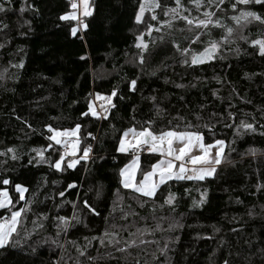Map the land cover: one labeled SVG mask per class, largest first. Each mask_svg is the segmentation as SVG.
<instances>
[{
	"label": "trees",
	"instance_id": "obj_1",
	"mask_svg": "<svg viewBox=\"0 0 264 264\" xmlns=\"http://www.w3.org/2000/svg\"><path fill=\"white\" fill-rule=\"evenodd\" d=\"M142 1L90 0L73 35L77 20L61 19L72 0H0V200L11 198L0 222L23 209L0 264H264V50L254 43L264 23L241 15L264 19V6L156 0L157 18L141 25ZM97 97L109 100L100 111ZM77 125L88 157L57 170L49 126ZM130 129L224 141L221 162L151 197L126 189L131 152L118 144ZM141 159L139 179L159 156Z\"/></svg>",
	"mask_w": 264,
	"mask_h": 264
},
{
	"label": "snow or ice",
	"instance_id": "obj_2",
	"mask_svg": "<svg viewBox=\"0 0 264 264\" xmlns=\"http://www.w3.org/2000/svg\"><path fill=\"white\" fill-rule=\"evenodd\" d=\"M7 2L10 4L11 0H7ZM82 5H83V13L82 15L84 16H88L90 15V12L88 11V0H81ZM176 3L179 5L180 0H176ZM197 6H199V0H196ZM220 3H223V0H220ZM236 3L239 4H244L247 5L249 3H255V4H260L261 6H264V0H236ZM158 6V5H157ZM235 4H233V8H235ZM71 7L73 9L77 8V4L75 2L71 3ZM5 11V7L3 3H0V12ZM21 11H24L23 8H21ZM141 12L144 11V6H141L140 9ZM173 12L176 11V9H172ZM206 16H210L211 13H205ZM241 15L243 17H253L256 20L261 21L262 23H264V19H262L259 15H257L254 12H242ZM61 19H70V20H77V15L75 12L70 13L69 15L66 16H62ZM153 19H155V17H153ZM183 19L187 20V23L192 24L193 21L189 20L187 17H183ZM233 19H239L237 17H233ZM137 20H140V16H137ZM211 21H206V20H199L197 21V26H204L207 27L208 23H210ZM82 23V21H81ZM86 27V25H84ZM229 33L231 32V29H228ZM72 34L75 35L76 34V29L73 28L72 29ZM198 39V37H197ZM195 42V41H194ZM254 43H258L261 45V49L264 50V41H256ZM139 47V45H138ZM215 44H213L211 46V50L214 51L215 50ZM186 51V50H185ZM210 50L206 49L205 52L208 53ZM204 58L203 55H201L200 57H193L192 59V63L196 64L198 63L200 60H202ZM135 80L131 81V85L134 88L135 86ZM112 95H115V92L112 93ZM83 115H87V113H84ZM92 115H96L95 112L92 113ZM241 127L245 128V129H250V130H255L252 124H247L244 121H241L240 124ZM80 126L77 125V128H79ZM130 132L133 133L134 136H140V137H145V139L143 140V143L147 144V143H152L153 145V150H157L156 148V141L159 140V142L161 144H163L165 141H167L169 147L167 149V154L169 156H174V158L176 160H180V161H184L185 156H188V161L193 165H197V164H206V167H201L199 169L193 168L192 172L194 173L193 175H184L186 172V169L184 167V164L181 163L179 166V171L175 174H173L172 172V168H173V164L171 160L167 161L166 167L162 168L160 171V181L159 183L163 184L165 182V179L168 178H172L173 175H175L176 178L178 179H199V180H203L206 176H211L213 175V173L215 172V167L214 165L219 164L220 163V156H221V152L223 151V145H224V141L221 140H216L214 142V145L212 144H208L206 145L205 143H203V138L202 135L199 133H191V132H172L169 131L167 133H162L160 134L159 137L153 135L150 131L144 130L140 133H135L134 130H129ZM49 132H53L55 133L54 135L49 136L50 140H54L55 143L57 145H59L61 143V140L58 139L59 136L61 135H75V132H68L67 130L64 131L63 133H61L59 130L53 129L51 128V126H49ZM125 136L128 135V132L124 133ZM175 138L176 140H179L181 142L186 141V143H184V146L181 147L179 149V154H176L175 150L171 147L172 145V139ZM140 141L138 140L137 143H139ZM194 146H198V148L201 150V152L203 153V155L200 156H195V155H189V153L191 152L192 148ZM215 146L218 148V151L215 154V157L211 160L208 159V154L210 149ZM49 147H52V145H49ZM65 147H67V145L65 144ZM73 148H75V146L73 145ZM120 151H124L125 150V143L124 140L122 139L120 142V148L118 149ZM9 152H12V149H8ZM88 151L89 149H85L83 151V157L82 158H87L88 156ZM38 154L43 156V152L42 151H38ZM13 159H15L16 157L13 156ZM64 159L63 156H61L59 159H57L54 164L50 165L55 167L57 170H60L61 168V161ZM74 162L68 163L67 167L71 168L74 166ZM163 163V162H161ZM157 167V165H153V169H155ZM121 175H124V170H121ZM153 175L152 172L146 173L144 175V180L141 182L140 186L135 188V191L137 192H141L146 196H153L156 190V185L151 184L150 183V177ZM130 180H131V176H129L128 180H126L124 182V186L125 187H129L130 186ZM3 184L7 185L9 183V181L7 179L2 181ZM68 188H73L75 187V185L73 184H69L67 185ZM16 189L18 192L21 193L20 198L23 199V192L25 191V189H23L21 186L17 185ZM3 195L5 197H7V192H4ZM61 195H63V193H61ZM174 199V197H169L166 200V203L171 204L172 200ZM87 206V205H86ZM0 207H5V204L2 200H0ZM90 208L91 211H95V209H92L91 206H88ZM23 211V209H21L20 211H15L12 213L11 218L9 221L6 222H2L0 223V247L4 246L5 242L10 238L11 234L13 232L16 231V225L18 223L17 218L21 215V212ZM61 220H64V218H60ZM65 227H67V221H65Z\"/></svg>",
	"mask_w": 264,
	"mask_h": 264
},
{
	"label": "rangeland",
	"instance_id": "obj_3",
	"mask_svg": "<svg viewBox=\"0 0 264 264\" xmlns=\"http://www.w3.org/2000/svg\"><path fill=\"white\" fill-rule=\"evenodd\" d=\"M89 3H90V0H88V11L90 12V15H91L92 8L90 7ZM142 5L144 6V11L141 12L139 10L138 15L140 16V20L139 21L137 20V21L139 22V24L144 25V23L146 21L155 20L157 18V16H156V10L158 8V6H157L158 5V2L156 0H143L141 6ZM75 10H76L75 13L77 15V26H76L75 29L77 31V30H81L82 27H84V25H82V23H81V21H82L81 18L82 17H85L84 15H82L84 9H83V5H82L81 0H77V8ZM153 17H155V19H153ZM151 29H152V27H150V26L147 27V30L150 31ZM140 39H141V45L143 46L144 45V42L142 41V36L140 37ZM102 99L103 98H98L97 97L96 100H95V102H94V106H95L96 110H98V111H100L101 105L103 106V105H107L109 103V100L108 99H106L104 101ZM146 130L147 131H150L153 135H155L157 137H159L160 134H162V133H155V132H153L150 129H146ZM64 131H66V130H63V131H60V132L63 133ZM67 131L68 132H75V135H66V136L65 135H61V136L58 137V139L61 140L60 145L62 146V149H63L62 156L64 157V159L61 161V168H60V170L63 169L64 162H65V160L67 158H71L69 163L75 161L74 166L71 167V168H74L77 165V163L79 162V160L85 159V158H82L83 157V151L84 150L81 151V149H80V140H79L80 132H79V128L68 129ZM134 131H135V133H140V132H142L144 130H134ZM126 132H128V135L125 136L124 133H123V135L121 136V139L119 141V144H118V149H119L120 148V142H121V140L122 139L124 140L125 150L124 151L118 150V152L119 153H122V154H127L129 151H132L134 148H136L138 146L139 143L143 142V140L145 139V137L134 136L133 133L130 132V131H126ZM172 132H175V131H172ZM164 133H167V132H164ZM177 133H180V132H177ZM191 133H196V132H191ZM54 134L55 133H53V135ZM138 140L140 141L139 143H137ZM155 143H156L157 150H153L152 143H147V144L150 146V148L152 150L149 154H155V155H158L159 156V159L154 164V165H157V167L155 169H153V167H152L147 173H149V172H152L153 173V175L150 177V183L156 185V190H157L158 187L160 185H162L161 183H159V181H160V171H161L162 168L166 167V164H167V161L168 160H171L172 161V164H173L172 172H173V174H175V173H177L179 171V166H180L181 163L184 164V167L186 169V172L189 170V168L184 163V162L187 161L186 158H188V156H185L184 161L176 160L174 158V156H169L167 154V149L169 147L167 141H165L163 144H161L159 142V140H157ZM184 143H186V141L181 142V141L176 140L175 138H173L172 139V145H171V147L175 150L176 154H179V149L184 146ZM65 144L67 145V147H65ZM73 145L75 146V148H73ZM195 148H196L197 151L199 150L198 147H195L194 146L192 148L191 152L194 153L195 152L194 151ZM201 155H203V153H201ZM141 157L142 156L139 153H137V154L131 153V160L128 162L127 165H125L122 168V170H124V175L123 176L121 175L122 187H124L126 189H132V190L135 191V188L138 187V186H140L141 182L144 180V176H143L142 179H139L140 169H141V166H142V159H141ZM213 158H214V156H212L211 153L209 152L208 159L211 160ZM161 162H163V163H161ZM193 168L194 167L191 166V170ZM186 172H185L184 175H186ZM129 176H131L130 186L129 187H125L124 186V182L126 180H128ZM211 176H206L205 178L211 177ZM173 179H178V178H176L175 175H173V177L170 178V179L166 178L165 179V182H167L169 180H173ZM195 180H199V179H195ZM156 190H155V193H156ZM4 192H7V191H4ZM138 193L143 194L141 192H138ZM155 193H154V195H155ZM7 194H8V192H7ZM2 201L4 202L5 207L11 205L10 195L8 194L7 197H5L3 195ZM5 207H0V209L1 208H5ZM19 217L17 218L18 221H19ZM9 220H7V221H9ZM0 223H2V222H0ZM17 225H18V223H17ZM17 225H16V227H17Z\"/></svg>",
	"mask_w": 264,
	"mask_h": 264
},
{
	"label": "built area",
	"instance_id": "obj_4",
	"mask_svg": "<svg viewBox=\"0 0 264 264\" xmlns=\"http://www.w3.org/2000/svg\"><path fill=\"white\" fill-rule=\"evenodd\" d=\"M72 2H75L76 4H77V0H72ZM71 2V3H72ZM152 150H151V148H150V146L149 145H147V144H140V145H138L136 148H134L132 151H130L131 153H133V154H137V153H139L141 156L142 155H145V154H149L150 152H151ZM188 161V160H187ZM184 162L185 163V165L189 168V170L186 172V176L187 175H193V172H192V170H191V166H192V164L190 163V162Z\"/></svg>",
	"mask_w": 264,
	"mask_h": 264
},
{
	"label": "crops",
	"instance_id": "obj_5",
	"mask_svg": "<svg viewBox=\"0 0 264 264\" xmlns=\"http://www.w3.org/2000/svg\"><path fill=\"white\" fill-rule=\"evenodd\" d=\"M203 143H204V142H203ZM140 144H145V143L141 142V143H139L138 145H140ZM147 145H148V144H147ZM195 147H198V146H195ZM198 149H199V148H198ZM194 151H195L194 153H193V152H190L189 155L200 156L201 153H202L200 149L197 151L196 148H195ZM217 151H218V148L215 147V146H213V147L210 149L209 152L211 153L212 156L215 157V154H216ZM222 154H223V151L221 152L220 162H221ZM186 160H188V158H186ZM219 164H220V163H219ZM219 164L214 165V167L216 168ZM192 166H193L194 168H196V169H199V168H201V167H206L207 165L202 163V164H197V165H193V164H192Z\"/></svg>",
	"mask_w": 264,
	"mask_h": 264
}]
</instances>
